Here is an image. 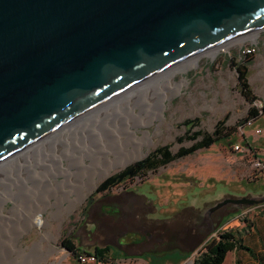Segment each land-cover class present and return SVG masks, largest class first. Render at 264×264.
Here are the masks:
<instances>
[{
  "label": "rangeland",
  "instance_id": "obj_1",
  "mask_svg": "<svg viewBox=\"0 0 264 264\" xmlns=\"http://www.w3.org/2000/svg\"><path fill=\"white\" fill-rule=\"evenodd\" d=\"M254 33H257L256 38L252 37ZM224 44L218 47L215 57L203 53L197 65L193 63L195 59L190 58L177 66H186L175 74L176 81L185 77L187 82L182 84L179 93L174 94L176 87L168 91L162 86L156 88L157 93L149 99L143 94L144 98H124L123 103L106 107L70 130L63 141H50L41 151L30 154L32 157H23L1 170L0 264H79L77 254L64 246L62 241L66 238L80 248L78 254L93 252L98 245H110L111 250L121 247L125 249V256H130L123 264H194L202 243L195 246L193 242L182 246L181 250H169L164 256L145 254L141 256L145 260L139 261L135 255L149 249L162 252L167 247L154 248L153 242L134 245L132 239L145 238L148 225L142 227L140 220H153L152 224L156 225L174 226L176 223L181 227L189 215H176V212L186 205L200 207L227 196L256 195L259 199L264 195V169L255 164L258 159L264 160V27ZM246 44L255 46L254 53H242ZM240 63L247 64L252 101L238 86L237 65ZM167 96L170 99H165L166 109L161 111L165 118L161 121L155 116L161 99ZM253 106L261 113L256 120L248 117ZM251 120L255 121L253 125L249 124ZM159 125L160 134L156 133ZM131 127L136 128L138 134L140 130L149 131L156 144L148 155L119 167L108 177L162 146L168 145L176 154L182 147L191 146L205 135H215L218 130L228 134V139L144 169L113 188L98 192L97 188L108 178L104 177L85 202L64 214L62 223L55 219L64 207L89 188L103 168L108 167L110 158L106 154L112 142ZM255 128H260L261 132L256 133ZM195 131H200V135L195 140L190 139L188 135ZM237 142L250 146L251 152L244 154L236 150L233 145ZM155 157L160 159L162 155ZM49 224L59 236L54 243L60 250L41 260L39 252L32 248ZM131 232L136 234L133 238L127 236ZM124 236L122 241H130L127 245L119 243ZM230 258L224 264H232Z\"/></svg>",
  "mask_w": 264,
  "mask_h": 264
},
{
  "label": "water",
  "instance_id": "obj_2",
  "mask_svg": "<svg viewBox=\"0 0 264 264\" xmlns=\"http://www.w3.org/2000/svg\"><path fill=\"white\" fill-rule=\"evenodd\" d=\"M263 27L264 0H0V162L124 90ZM231 200L240 211L264 195Z\"/></svg>",
  "mask_w": 264,
  "mask_h": 264
},
{
  "label": "bare ground",
  "instance_id": "obj_3",
  "mask_svg": "<svg viewBox=\"0 0 264 264\" xmlns=\"http://www.w3.org/2000/svg\"><path fill=\"white\" fill-rule=\"evenodd\" d=\"M256 36H257V33L252 34L253 38H256ZM218 47L210 51L208 50L204 53L208 54L211 57H215L218 52L217 51ZM225 47L228 48V45H226ZM199 56L193 58L195 59L193 62L195 65H197L199 62L198 61ZM184 67L186 66L181 65L180 67H175V66L171 67L163 71L162 73L156 74L152 76L151 78L147 79L146 81L135 85L134 87L126 91L124 90L123 92L113 97L109 101L107 100L104 103L92 109H89L88 111H86L85 113L77 117L76 119L68 121L66 124H64L58 129L56 128L48 135L38 138L37 140L32 142L27 147L19 150L18 153H15L14 155H11L8 158L6 157L4 162H0V171L9 167L11 164L18 162L21 158L26 157L30 154H33L35 151H41L44 148L45 144L50 141L51 142L56 141V140L63 141V139H65L66 137V134L69 133L70 130L72 131L73 129L79 127V125H81L84 121H86L90 116L96 113L99 114L106 107H112V106L114 107L117 104L123 103L122 100H125L124 98L130 99V98H133L134 96L141 97L143 94L144 97H148L149 99L150 95L153 96L157 93L155 92V89L161 88L162 86H163L162 88H166L165 90H168V91L176 87L174 94L179 93L182 89V84L187 83V82L185 80V77L182 78L180 82L176 81L175 74L177 73L178 70L184 69ZM164 92L166 91H163V93ZM161 93L162 92H159L158 94L162 95L163 93L162 94ZM144 97H141V98H144ZM167 98L170 99L169 96L161 99L159 103L160 104L159 110L156 112L155 118H158L161 121H163L165 118L164 114L161 111L163 109H166L165 99ZM113 99L114 101L110 102ZM107 103L109 104L106 105ZM95 118H97V116H95ZM75 121L77 122L73 124ZM67 125H69L70 127H68ZM140 132L141 134H138L137 129L134 127H131V128L126 129L124 132H121L118 135L119 136L118 139L116 138V140L112 142L111 147L108 149V152H107L108 154H106V156L110 158L108 167L103 168V170L99 173L98 178L94 180L92 184H90L89 188L86 189L85 191H82L79 194V196L67 208L64 207L63 211L55 219L59 220L62 223L65 217L64 214L74 211L80 203L85 202L88 194L98 187L99 181L102 178H104L105 176L107 177L111 172H113L114 170H117L119 167H125L131 161H134L135 159H141L144 156L148 155L150 148L154 146L156 143L151 137V134L149 131L145 132V130H140ZM161 132H162L161 125H159V127H157L156 133L160 134ZM145 147H146V150L144 149ZM117 154L122 155L124 158H121L120 155L117 156ZM111 155H114V157H111ZM58 237L59 236L56 235L52 231L51 224H49V227H47V231L43 234L41 240H38L37 242H35L34 247L32 248V251L39 252L38 258L41 260L48 257L49 254L51 255V253L59 252L60 248L54 243L58 239ZM43 246H45V249L43 248ZM23 248L27 249V247H24V246ZM51 264H54V263H51Z\"/></svg>",
  "mask_w": 264,
  "mask_h": 264
},
{
  "label": "trees",
  "instance_id": "obj_4",
  "mask_svg": "<svg viewBox=\"0 0 264 264\" xmlns=\"http://www.w3.org/2000/svg\"><path fill=\"white\" fill-rule=\"evenodd\" d=\"M250 55V54H248ZM238 86L241 89V92L244 96L247 97L249 100H253L254 96H250L251 90L249 88V84L247 82V64H238ZM261 116L260 109L257 108V106H253L249 110L248 117L254 118L255 120L258 119ZM253 119V120H254ZM255 123V121L252 123V125ZM231 133L230 135H232ZM200 135V131H195L193 134H189L188 137L190 139H197ZM228 134L221 133V130L216 131L215 135H205L202 139L194 142L191 146L188 147H182L176 154H173L172 151L169 149V146H162L157 149H155L149 156L142 160L136 161L134 164L129 165L124 170H121L120 172H117L113 175H110L108 178H105L102 183L100 184L99 188H97V191L100 192L102 190H109L110 188H113L118 183L123 182L126 178L134 177L137 175V173H140L144 169L153 168L155 166H158L160 164H165L169 162L172 159H175L177 157H182L187 154L193 153L195 150L201 147H209L213 143L219 141V140H226ZM232 137V136H231ZM180 141H182V137L179 138ZM158 154H161L162 157L160 159H156L155 156ZM64 246H66L71 252L78 254V250L80 249L77 247L70 238H66L63 241ZM241 241L237 239L235 232L232 229L224 230L221 234L219 233L218 236H214L210 238L208 241L202 244L199 254L194 259V264H222L225 260L227 253L235 248L239 247H245L243 244L240 243ZM97 258L98 261L103 262L104 264H121L120 261L116 259L114 256L115 254L111 253V247L110 245H98L95 246L93 252ZM189 256V253H187Z\"/></svg>",
  "mask_w": 264,
  "mask_h": 264
},
{
  "label": "flooded vegetation",
  "instance_id": "obj_5",
  "mask_svg": "<svg viewBox=\"0 0 264 264\" xmlns=\"http://www.w3.org/2000/svg\"><path fill=\"white\" fill-rule=\"evenodd\" d=\"M261 193L260 195H262ZM256 196V195H255ZM255 196H242V197H223L218 200L213 201L212 203L207 204L206 206H184L179 211L176 212L178 214H187L189 217L186 220V223L182 224L181 227H177L176 223L173 225L168 223H160L152 224L154 221L149 220V222L140 220V224L142 227L148 225V229L146 233H144L145 238L142 240L139 236L138 239H132V243L134 245L141 244L142 242H153L154 248L159 245H165V251H172L177 249H182V246H188L193 243L197 238L204 236L207 237L212 234L213 230L217 228L219 225H222L224 220L228 217L231 212L239 210L242 202H235L231 200L232 198L242 200L245 198H255ZM256 199V198H255ZM227 211V212H226ZM169 222V221H168ZM160 226V227H156ZM157 229H154V228ZM135 232L129 233L127 236L133 238L135 236ZM120 238L119 243L121 245H127L130 241L126 242L125 239ZM111 247V246H110ZM112 253H117L118 251L124 255H126L125 249L119 247L111 250ZM117 251V252H116ZM156 252L154 249L145 250V252Z\"/></svg>",
  "mask_w": 264,
  "mask_h": 264
},
{
  "label": "crops",
  "instance_id": "obj_6",
  "mask_svg": "<svg viewBox=\"0 0 264 264\" xmlns=\"http://www.w3.org/2000/svg\"><path fill=\"white\" fill-rule=\"evenodd\" d=\"M247 212L244 217H238V212H231L228 217L222 223L224 230L232 229L237 239H239L241 244L245 247L237 246L227 253V258L231 256L230 261L232 264H264V203L252 205L246 207ZM210 235L207 237L201 236L194 240V245L198 246L201 243H205L209 239ZM112 252V251H111ZM117 252V251H116ZM168 251L162 252H144L137 256V260H145L141 256L151 253L153 257L164 256ZM114 256L121 264L127 262L130 256H125L124 254L113 252ZM117 254V255H116ZM225 260L222 264L225 263ZM180 264V262L178 263Z\"/></svg>",
  "mask_w": 264,
  "mask_h": 264
},
{
  "label": "built area",
  "instance_id": "obj_7",
  "mask_svg": "<svg viewBox=\"0 0 264 264\" xmlns=\"http://www.w3.org/2000/svg\"><path fill=\"white\" fill-rule=\"evenodd\" d=\"M255 50H256V48L252 44H249V45L246 44L241 49V51H242V53L244 55H248V54L254 53ZM252 123H253L252 120L249 121V124H252ZM255 131H256V133H260L261 132V129L260 128H257V129L255 128ZM233 147L236 150H238L239 152H243L244 154L250 153L251 152V149H252L250 146H248V145H242L239 142L234 143ZM255 164H256V166L264 169V160L258 159L255 162ZM245 209H247V208H245ZM245 209H241L238 212V217H244L245 216V214L247 212ZM223 231H224L223 227L221 225H219L212 232V234L210 235L209 239L212 238V237H214V236H218L219 233L221 234ZM77 261H78L79 264H96V263L97 264H104L103 262L98 261V258H97V256L94 253H90V252H87V251L80 252L79 254H77Z\"/></svg>",
  "mask_w": 264,
  "mask_h": 264
}]
</instances>
